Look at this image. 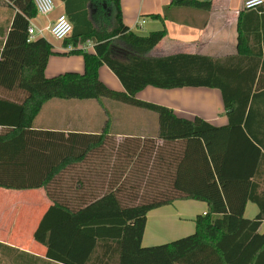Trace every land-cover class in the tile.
Wrapping results in <instances>:
<instances>
[{
	"label": "trees",
	"instance_id": "1",
	"mask_svg": "<svg viewBox=\"0 0 264 264\" xmlns=\"http://www.w3.org/2000/svg\"><path fill=\"white\" fill-rule=\"evenodd\" d=\"M63 1L73 28L62 45L74 48L57 52L44 37L28 39L34 0H0L14 12L0 47V89L24 94L0 98V107L14 110L0 113V125L8 127L0 132V187L45 189L52 204L34 238L46 246V256L65 264H122L124 255L138 264L153 254L160 264H264V231L259 230L264 188L258 179L264 167V2L240 13L237 53L211 57L148 55L166 30H130L119 0ZM88 40L93 52L77 48ZM54 53L82 55L83 71L46 77ZM101 65L123 90L100 80ZM147 86L219 89L227 123L180 116L138 98ZM53 98L107 99L143 108L156 114L157 130L146 137L150 145L139 146L135 137L116 142L106 128L99 133L34 128L35 116ZM157 139L162 143L156 145ZM109 167L103 191L101 177ZM145 178L146 190L141 188ZM179 199L207 206L205 214L194 217V231L143 245L148 212ZM70 200L77 205L70 207ZM248 201L258 207L251 218L245 216Z\"/></svg>",
	"mask_w": 264,
	"mask_h": 264
},
{
	"label": "crops",
	"instance_id": "2",
	"mask_svg": "<svg viewBox=\"0 0 264 264\" xmlns=\"http://www.w3.org/2000/svg\"><path fill=\"white\" fill-rule=\"evenodd\" d=\"M119 3L122 20L130 30L140 34H148L150 31L163 28L166 30V35L148 51L147 54L150 56L189 52L211 57H226L237 53L238 21L244 9V0H207L200 3L188 0H119ZM13 13L8 6L0 5V47L5 40ZM60 13H65L64 1L55 0V8L50 14L47 16L36 14L29 19V24L34 26L35 38L44 37L52 43L54 51L65 52L63 48L66 46L62 45V41L55 40L46 31L43 35L39 33V29H43L54 21ZM263 40L262 37V50H264ZM93 46V41L88 40L78 43L77 48L93 52ZM52 55L49 56L45 67L46 77L56 75L58 72L59 60ZM80 56L79 58L69 57L66 67L81 70L82 66L83 71L84 62L82 55ZM98 76L108 87L123 90L120 80L106 65L99 67ZM188 88H190L189 95H192V91L201 93L198 96L206 105L195 109L179 103L178 99L161 101L153 96H159L165 92H160L159 88L152 86L139 91L137 97L152 102H162L180 116L191 118L198 115L217 126L227 123L219 89ZM179 89L182 88L168 91H180ZM167 93L169 95L172 92ZM23 97L22 91L0 89V98L17 100ZM183 97L180 98V102H183ZM8 111L13 113L14 110L12 107H0V113H8ZM33 127L64 132L93 133H99L106 128L116 142L127 137H135L139 138L138 145L143 146L145 137L155 135L157 118L149 110L107 99L98 101L53 98L43 104L33 120ZM7 130L8 127L0 125V132ZM161 143L162 140H156V145ZM101 178L103 183L100 189L105 191L110 178V167L104 169ZM93 179L100 180V177L95 176ZM258 179L263 189L264 167ZM51 204L52 201L43 187L28 189L0 187V264H65L47 257L46 246L34 238V232ZM68 205L74 207L77 202L70 200ZM206 209L207 206L203 201L179 199L150 210L147 214L142 244L165 243L193 232L194 217L206 212ZM257 211L258 207L255 203L251 201L246 203V217H254ZM259 230L264 231V220ZM86 258H88L87 255ZM160 259L159 255H146L138 264H160L162 262ZM121 261L122 264L137 263L136 258L126 255L122 256Z\"/></svg>",
	"mask_w": 264,
	"mask_h": 264
},
{
	"label": "built area",
	"instance_id": "3",
	"mask_svg": "<svg viewBox=\"0 0 264 264\" xmlns=\"http://www.w3.org/2000/svg\"><path fill=\"white\" fill-rule=\"evenodd\" d=\"M194 1H207V0H194ZM55 0H34V4L36 7V14L47 16L50 14L54 8H55ZM263 4L261 3H250V0H244V8L245 9H255L258 6ZM143 21V20H142ZM72 22L69 20L67 15L65 13H60L56 16L54 21H52L50 24H48L43 29H39L40 35H43V33L46 31L50 36H52L55 40L62 41L65 38L69 37V35L72 32ZM28 39L32 40L35 38V31L33 24H29L28 26ZM74 47L72 45H68L64 47L63 49L65 51H69L73 49ZM206 212H203L202 214H205Z\"/></svg>",
	"mask_w": 264,
	"mask_h": 264
},
{
	"label": "rangeland",
	"instance_id": "4",
	"mask_svg": "<svg viewBox=\"0 0 264 264\" xmlns=\"http://www.w3.org/2000/svg\"><path fill=\"white\" fill-rule=\"evenodd\" d=\"M48 35L50 36V34H48ZM52 57L53 58H57V60H59L58 63H57V67H58L57 68L58 69L57 74L65 72V71H79V72L82 71V66H81V70H76L75 68H67L66 67V64L68 63L67 60H68L69 57H76V58L78 57L79 58V57H81L80 54H60V53L58 54V53H56V54H53ZM60 69H62V70H60ZM204 88H206V87H204ZM189 89L190 88L187 87V88L179 89L180 91H168L169 89H161V88H159L160 92H165V93H163V94L161 93L159 96H153V97H156V98L160 99L161 101H165L167 99H169V101H171L172 99H178L179 103H184L187 106H191L192 108H195V109H197L198 107L206 105L205 102L203 100H201L200 97H199L201 95V93H199L197 91H192V93H191L192 95H189V92H190ZM196 89H202V88L198 87ZM199 91L202 92V90H199ZM167 92H172V93L167 95L168 94ZM181 97H183V102H180V98ZM154 103H158V104H162L163 105L162 102H154ZM210 103H211V100H210ZM128 106H130V105H128ZM212 108H215V106H212ZM152 113L154 115H156L154 112H152ZM121 141H123V140H121ZM121 141H119V142H121ZM143 141L145 142V145H150V141L147 140L146 137L144 138ZM137 181L140 182V184H141V179H139ZM146 181H149V179L145 178V180H143L142 183H143L144 187L139 186L138 183H135V185H137V186L143 188L144 190H146L147 189L146 187L148 186V185H145L147 183Z\"/></svg>",
	"mask_w": 264,
	"mask_h": 264
},
{
	"label": "clouds",
	"instance_id": "5",
	"mask_svg": "<svg viewBox=\"0 0 264 264\" xmlns=\"http://www.w3.org/2000/svg\"><path fill=\"white\" fill-rule=\"evenodd\" d=\"M264 2V0H250V3H261Z\"/></svg>",
	"mask_w": 264,
	"mask_h": 264
}]
</instances>
